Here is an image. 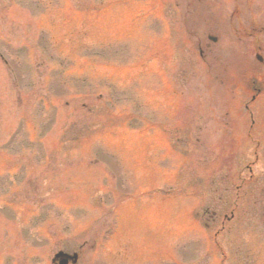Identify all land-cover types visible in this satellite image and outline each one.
<instances>
[{"label": "rangeland", "instance_id": "374dc122", "mask_svg": "<svg viewBox=\"0 0 264 264\" xmlns=\"http://www.w3.org/2000/svg\"><path fill=\"white\" fill-rule=\"evenodd\" d=\"M217 1L0 0L17 262L264 264V81L254 99L246 81L264 79V40L261 64L247 40L233 58L235 39L209 40L230 16L227 34L264 27V0Z\"/></svg>", "mask_w": 264, "mask_h": 264}, {"label": "flooded vegetation", "instance_id": "af4514ba", "mask_svg": "<svg viewBox=\"0 0 264 264\" xmlns=\"http://www.w3.org/2000/svg\"><path fill=\"white\" fill-rule=\"evenodd\" d=\"M214 28L217 31V34L219 37L229 35V34H226V31H225L226 28L224 26V23H221L220 26H219V24H217L214 26ZM238 29H241V26H238ZM254 32H255V29H254L253 25L251 24V22L248 21V22L243 23V29H241L239 32H234V33H235L236 37H238L239 39H241L243 37L245 39H251V38H253ZM259 48H261V47H259ZM1 248H2V243L0 242V264H18L17 259H16V255H15L16 254L15 250H14V255H12V253H11L12 248L9 247V249H11V250H9L10 251L9 254L2 256L1 255ZM20 264H24V263L21 262Z\"/></svg>", "mask_w": 264, "mask_h": 264}, {"label": "water", "instance_id": "95a60500", "mask_svg": "<svg viewBox=\"0 0 264 264\" xmlns=\"http://www.w3.org/2000/svg\"><path fill=\"white\" fill-rule=\"evenodd\" d=\"M55 258L62 260L61 262L65 264L67 262V259L68 258H72L73 259V262H75L76 259H77V255H73L72 257H69V256H67V255H65L63 253H59V254L56 255Z\"/></svg>", "mask_w": 264, "mask_h": 264}]
</instances>
